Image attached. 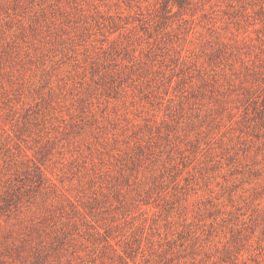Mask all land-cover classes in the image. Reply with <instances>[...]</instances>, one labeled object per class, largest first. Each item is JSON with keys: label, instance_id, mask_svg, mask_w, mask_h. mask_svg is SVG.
<instances>
[{"label": "rangeland", "instance_id": "obj_1", "mask_svg": "<svg viewBox=\"0 0 264 264\" xmlns=\"http://www.w3.org/2000/svg\"><path fill=\"white\" fill-rule=\"evenodd\" d=\"M0 264H264V0H0Z\"/></svg>", "mask_w": 264, "mask_h": 264}]
</instances>
